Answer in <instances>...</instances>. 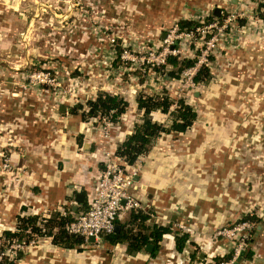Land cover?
<instances>
[{"label":"rangeland","instance_id":"374dc122","mask_svg":"<svg viewBox=\"0 0 264 264\" xmlns=\"http://www.w3.org/2000/svg\"><path fill=\"white\" fill-rule=\"evenodd\" d=\"M164 3L0 0V119H4L0 120V197L10 182L27 174V168L19 169L12 156L40 152L41 145L33 144L23 131L22 126L29 123L23 115L35 114L44 128L51 119L50 130L55 132L61 105L85 104L100 90L119 93L133 102L139 91L153 94L165 88L172 99L184 97L199 118L185 133L159 139L137 163L142 167L149 161L161 162L169 179L163 188L171 196L177 187L193 196L206 193L208 197L217 191L209 198L224 205L229 218L210 232L181 221L184 228L177 231L189 234L187 249L166 257L162 264H191L188 256L192 252L198 255L197 260L202 255L204 262L218 264L216 256L226 254L229 248L233 252L240 243L253 255L236 264H258L263 239L259 226L264 225V20L255 12V0H209L199 5L196 0H174L167 12L164 5L170 2ZM216 7L222 19L208 25L206 18ZM180 18L196 24L179 33ZM118 52L123 57L116 60ZM169 53L197 57V67L207 64L210 81L194 84V67L183 70L179 77L154 70L151 63L164 64L161 60ZM14 113L21 117L16 120ZM153 118L164 121L165 115L154 113ZM132 119L138 121L139 115ZM90 125L105 136L103 124L92 119ZM113 126L108 139L114 135ZM206 150L212 160L209 170L200 162ZM188 158L195 163H189ZM195 177L216 181L190 184ZM184 203L182 210L197 206L194 201ZM3 204L0 200L1 208ZM245 216L261 221L242 220ZM3 231L0 226L3 258L23 264L17 255L29 256L28 248L37 244L38 237L17 247L15 255L10 245L13 241L8 242ZM103 241L93 247H100Z\"/></svg>","mask_w":264,"mask_h":264},{"label":"crops","instance_id":"0c3cea01","mask_svg":"<svg viewBox=\"0 0 264 264\" xmlns=\"http://www.w3.org/2000/svg\"><path fill=\"white\" fill-rule=\"evenodd\" d=\"M164 1L165 3L170 2L164 3V12H167L170 8L167 6L174 4L171 3L174 0ZM196 1L199 5L200 1L209 0ZM96 95L97 93L90 99H94ZM124 98L129 102L128 109L122 115L121 123L114 124V135L110 139L96 131L90 125V121H82L77 115L70 114L68 106H60V122H56L55 132L50 130L51 119L47 128H44L43 123H39L38 119L34 118L35 114L28 113L22 116V119L29 122L26 126H22L23 131L27 132V139L33 140L35 145H41L40 152H36L35 155L28 154L25 157L24 154L12 156L19 169L27 168V174L18 182H10V186L0 197V200L4 202L2 208L0 206L2 230H14L18 215L35 214L44 218H48L54 213L76 215L85 207L84 205L93 194L94 183L102 169L104 153L106 151L115 152L117 145L122 142L130 128L133 127V123L136 122L132 118L139 115L135 98L133 102L127 97ZM62 106H64V110L61 109ZM17 114L20 113L12 115L16 120L21 117ZM124 115H126L125 118H123ZM48 134H50L49 137L46 136ZM165 135L169 134H162L151 150ZM204 137L207 138L206 134ZM207 153L208 150L205 151V159L200 162L203 163L204 168L209 170L212 160L207 158ZM188 162L195 163L191 158H188ZM220 178L223 176L218 179ZM213 181L216 180L213 178L196 179L195 177L189 183L211 185ZM168 183L165 166L158 161L143 163L134 177L130 191L140 200V210H150L149 223L156 222L167 225V218H169L168 224H171L175 231L179 229L177 224L181 221H189L191 224L194 223V225L192 224L193 228L198 227L201 231L210 232L217 224L229 218V211H224V205L209 198V196H215L217 191L210 192L208 197L206 193L193 196L191 193L188 195L185 188L177 187L174 190V196H171L170 192L163 188ZM240 195H244V193L241 192ZM256 195L257 193L254 194V199ZM186 200L194 201L197 206L195 208L188 206V209L183 208L182 210L183 205H186L184 203ZM243 200L242 198L240 201ZM8 205L10 208L7 207ZM175 205H178V208ZM198 206L200 207L196 209ZM128 214L129 211L122 212L118 221L125 222L128 219ZM259 227L263 239L259 242L258 252L261 258L258 264H264V225ZM37 240L36 245L28 248L29 256L22 253L19 256L23 264H162L166 257L174 255L175 252L179 254L175 249L174 236L171 233L163 236L159 250L154 255L150 254L152 248L149 251L145 247L138 252L130 253L127 245L123 243L111 244L103 241L99 245L100 247L95 248L93 247L94 243L88 241L79 248H64L54 244L51 237H38ZM188 258L191 261V255ZM204 259L205 256L200 255L199 260L203 261Z\"/></svg>","mask_w":264,"mask_h":264},{"label":"trees","instance_id":"16d2710c","mask_svg":"<svg viewBox=\"0 0 264 264\" xmlns=\"http://www.w3.org/2000/svg\"><path fill=\"white\" fill-rule=\"evenodd\" d=\"M259 15L264 19V0H260L257 6ZM214 13V12H213ZM222 16L210 15L206 18V22L214 20L220 21ZM179 30L189 29L193 24L192 20H177ZM120 52L117 53L116 60L120 58ZM113 63H116L115 60ZM197 57L180 58L178 55H167L165 64L154 65V70L165 71L168 77H179L183 70L195 66ZM170 67V68H169ZM211 78V72L205 64H202L193 77L194 83H208ZM136 109L139 113L138 121L133 123V129L130 130L120 142L115 150V155L128 165H132L136 160L147 154L153 147L156 140L162 134H182L190 129L198 120L199 115L196 109L189 104L184 97L172 99L167 90L163 88L161 91H155L153 94H145L139 91L135 97ZM129 102L118 93H111L100 90L94 99H89L82 104L76 103L69 108L70 114L77 115L82 121H90V119H105L113 124L121 123L122 115L127 111ZM154 113L165 115L164 121L153 118ZM103 168V164H101ZM81 210H86L89 206L88 202ZM73 214V213H72ZM57 215L51 214L50 217L44 218L39 215L17 216V222L14 230H4L3 237L11 242L13 240L28 242L33 237H51L52 242L64 248H75L85 243L83 237L67 232L65 226L74 219L75 215ZM248 218L261 221L254 216H245L242 220ZM151 219L150 210L142 211L133 209L129 211L128 219L125 222H119L120 227L109 234L102 236V240L111 244L123 243L127 245L130 253L142 250L148 243L152 244L151 255L156 254L159 250L160 242L165 234H173L175 249L182 253L189 242V234L187 232H179L172 229L171 224L161 225L156 222L149 223ZM251 243V242H250ZM232 255V248H229L226 254L216 256V262L226 260ZM253 255L250 248H245L240 254L238 263L244 259H249ZM195 252L191 254V264H209L201 260H197ZM198 262V263H197ZM0 264H13L7 258H3Z\"/></svg>","mask_w":264,"mask_h":264},{"label":"built area","instance_id":"2783aa9c","mask_svg":"<svg viewBox=\"0 0 264 264\" xmlns=\"http://www.w3.org/2000/svg\"><path fill=\"white\" fill-rule=\"evenodd\" d=\"M255 1L256 6H258L260 0ZM255 12H258L259 14L257 7ZM261 19L264 20L263 18ZM214 22L217 21L210 22L208 25H211ZM197 28L198 27H196L193 31H196ZM177 31L179 33H183L184 30L180 31L179 28H177ZM190 31V33H192V30ZM205 37H209V35L207 36L204 34V38ZM169 54L163 56L161 60L162 63L165 64V58ZM121 57H123L122 54H120V58ZM151 64L152 66L161 65L159 62H153ZM197 64L198 58L197 63L193 66L196 68L194 75L196 74L198 68L205 63L200 64L198 67ZM205 65L207 66V64ZM193 77L194 76H192V82L194 83ZM93 120L103 124L105 131L104 135L105 137H108L107 133L109 127L114 124L105 119L99 120L98 118H93ZM102 162L103 168L100 170V173L94 183L93 194L88 200V208L86 210L79 211V213L74 216V219L65 226L68 233L83 237L85 242H88V237L90 236L94 237L93 243L100 242L103 235L109 234L115 230L116 221L119 219L122 212L141 208L140 200H138L130 191L134 182V177L140 169L141 164L135 162L132 165H128L112 151H106L104 153ZM182 227L184 228L183 225L179 224L178 228L180 229ZM236 229L239 230L240 228ZM31 242L30 240L28 242L13 240V243L10 245L14 248L13 252L16 255L19 251L17 250V247H23ZM242 250L243 246L240 243L236 248H234L230 258L223 260L218 264H236L238 262L237 260L240 258ZM4 255L5 252L1 251L0 261Z\"/></svg>","mask_w":264,"mask_h":264},{"label":"water","instance_id":"95a60500","mask_svg":"<svg viewBox=\"0 0 264 264\" xmlns=\"http://www.w3.org/2000/svg\"><path fill=\"white\" fill-rule=\"evenodd\" d=\"M219 11H220L219 8H215V9H214V14H216V15L219 14ZM61 109L64 110V109H65L64 106H62ZM119 227H120V225H119V224H116V225H115V230H118ZM88 241H89V242H93V241H94V237H93V236L88 237ZM151 248H152V244H151V243H148V244L145 246V249H146V250H149V251H150ZM20 255H21V253L19 252L18 256H20Z\"/></svg>","mask_w":264,"mask_h":264}]
</instances>
